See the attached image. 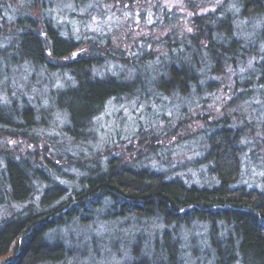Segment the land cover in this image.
Masks as SVG:
<instances>
[{
  "label": "trees",
  "instance_id": "obj_1",
  "mask_svg": "<svg viewBox=\"0 0 264 264\" xmlns=\"http://www.w3.org/2000/svg\"><path fill=\"white\" fill-rule=\"evenodd\" d=\"M48 2L0 0V200L23 206L0 219V264L79 262L81 246L52 235L95 216L135 225L138 240L127 264H186L181 234L199 225L208 228L196 248L206 264H264V191L238 184L247 128L239 116L207 129L210 184L170 175L154 154L131 162L123 155L96 159L71 187L46 154L31 160L8 147L44 130L35 105L47 90L42 75L62 81L49 97L76 143L122 96L205 100L227 71L234 85L229 107L264 94V0H198L196 6L215 7L195 11L186 32L175 26L178 12L162 0H68L104 12L109 6L141 9L142 42L127 57L110 51V31L74 35ZM154 32L161 33L157 39Z\"/></svg>",
  "mask_w": 264,
  "mask_h": 264
},
{
  "label": "rangeland",
  "instance_id": "obj_2",
  "mask_svg": "<svg viewBox=\"0 0 264 264\" xmlns=\"http://www.w3.org/2000/svg\"><path fill=\"white\" fill-rule=\"evenodd\" d=\"M47 1L60 12L62 26L71 28L77 37H96L110 31V51L117 57L129 56L142 35V18L139 14L141 9L134 12L121 11L109 6L104 17V10L77 6L68 0ZM197 1L162 0V3L171 11L178 12L175 26L186 32L190 29V17L195 11L202 13L215 7L208 5L201 8L195 5ZM150 16L152 13L148 15ZM75 20H81L82 27H79ZM151 20L150 17L147 21ZM165 33L167 32L164 31ZM154 34L157 39L161 33ZM141 42L140 40L139 43ZM159 48L155 47L158 52L161 51ZM120 71L129 74L122 66ZM229 75L227 71L222 81L215 85L219 88L212 95H204L205 100L200 98L194 101L176 96L157 99V94L150 93L142 97L138 94L122 96L114 100L108 110L96 120L91 133L85 134L83 143L72 142L65 134L61 121L64 115L55 108L53 100L49 97L53 96V91L62 81L57 76L39 75V82L43 83L47 90L40 91L35 101L38 109L36 120L44 130L29 132L24 140L9 141V152L13 148L18 156L21 154L20 156L31 160L34 156L43 160L46 154L52 171L56 176H61L69 186L77 184L80 175L88 169L87 167L92 166L96 159L104 163L110 155H123L131 162L151 158L154 154L159 157V164L166 165L170 175L199 184H210L213 178L209 173L207 129L211 126L210 123L221 124V120L227 115L232 120L239 116L241 126L246 123L247 128L240 140L242 154L238 184L264 191V94L258 91L254 93L257 97L251 95L247 102L229 107L227 104L233 96L234 86ZM230 124L235 125L233 122ZM55 174L51 175L54 177ZM22 209V205L9 206L0 200V219ZM134 227L130 221L113 222L102 216H95L87 225L72 223L55 231L52 236L65 239L66 242H76L81 246L83 259L79 262L70 260L66 264H127L132 258L134 240H138L137 229ZM190 231L191 233L181 234L185 262L206 264L204 259L200 260V254H196V248L199 241H206L208 228L199 225ZM207 264H210V260Z\"/></svg>",
  "mask_w": 264,
  "mask_h": 264
}]
</instances>
